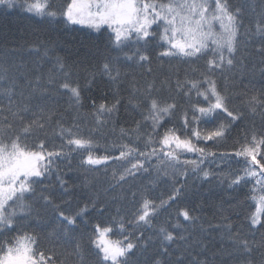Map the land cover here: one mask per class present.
I'll return each instance as SVG.
<instances>
[{"label":"snow or ice","instance_id":"1","mask_svg":"<svg viewBox=\"0 0 264 264\" xmlns=\"http://www.w3.org/2000/svg\"><path fill=\"white\" fill-rule=\"evenodd\" d=\"M264 5V0H261ZM0 6L14 9L21 7L25 12L47 20L50 24L63 21L71 25H87L100 31L102 26L111 30L108 43L117 53H123L125 61H132L139 65H148V73L152 72V57L147 52V46L157 37L162 42L160 58H179L191 62L204 58L206 71L200 72L198 78L185 75L183 79L176 76L174 80L165 78L160 80L159 86L155 79L148 81L142 88L134 82L131 92L126 99L140 115L132 129H121L122 136L143 138L145 148L141 151L134 144L121 143L118 157L110 155H94L99 146L91 135H82L79 125L59 128V135L65 144L59 149L46 147L45 140L38 139L29 144L28 140L38 132H43L52 121L55 112L45 111L37 106L32 111L29 104H16L13 99L20 89L30 91L28 99L35 97L47 98L52 90H62L70 99V107L78 112L82 106L81 85L73 81L71 65L65 58L57 55L58 45L55 41L42 43L40 47H33L39 53L43 48L44 57L54 61L56 75L49 73L45 79L37 74L33 79L24 77L25 84L21 85L10 75L7 67H0V96L8 99L7 111L12 118L4 116V107H0V237L19 228L21 221L39 218L37 202H43L46 208H51L56 214L61 233L66 237L69 232L80 229V223L89 226L85 217L90 212L89 204H84L75 211L66 212L53 198V193L44 185L56 167V161L66 158L73 151L82 150L85 158L83 165L97 166L106 164L110 159L125 160L130 167L119 175L118 182L128 176H135L137 172H147L145 163H150L156 157L155 165L158 173L167 175V169L177 166H191L193 172L202 173L203 178L212 175L202 165L210 157L224 161L231 157L242 158L244 167L233 174L229 180V187L239 186L242 182L254 181V193L251 199L255 201V211L249 217L250 226L264 229V129L245 133L243 140L237 142L232 152H216L201 142L212 141L218 144L227 139L233 125L244 120V112L230 106V97L226 89L218 88L213 74L232 69L236 65L240 37L249 36L245 31L241 18V10L230 7L228 0H70L59 12L53 7L52 0H0ZM260 20L256 23L255 33L264 41V9ZM264 53V44L258 49ZM131 53V54H130ZM90 50L86 49L87 57ZM119 56L105 60L100 65L101 76L108 78L113 84H119L123 75L119 67ZM193 72L198 69L193 68ZM96 73H89L86 87H91L96 80ZM162 90L170 94L168 98L161 96ZM183 97L181 104L176 97ZM113 100L99 104L92 101L93 118L96 130L113 120L118 114L125 98L114 92ZM250 113L258 111L264 113V92L248 96L246 101ZM15 105V108H13ZM186 105V106H185ZM30 114V115H27ZM179 114V127H165L160 129L164 121L172 123ZM215 125L211 129H201V124ZM77 129L74 131L73 129ZM150 129L142 133V129ZM69 148L68 152L64 147ZM195 153L198 160H181L183 153ZM140 157L143 160L139 159ZM135 160V162H132ZM161 165H164L161 168ZM181 175H187L181 172ZM115 177V173H114ZM62 195L71 194V186L59 178ZM181 187H173L167 199L153 200L142 196L131 221L123 217H112L108 222L95 221L91 223L88 233V245L94 253L97 264H209L207 259H201V251L207 248L202 240L191 241L190 234L180 222H193L194 217L187 208L177 209L175 223L168 227L160 226L156 229V241L151 237L145 238L143 229H152L153 223L162 211H168L172 205L178 203L182 195ZM136 193H132L135 197ZM69 203V201H65ZM91 209L103 216L106 209L96 203H91ZM79 221V222H78ZM114 228L123 234V239H113ZM131 228L134 231H128ZM221 229L228 233L232 250L222 254L223 264H228L233 258L239 257L237 264H264V241L250 242L240 233H233L230 223L209 224V230ZM155 244L151 260L141 262L137 255L144 254ZM259 251V260L253 253ZM69 255L76 257L75 264H86V249L78 241ZM0 264H67V257L58 261L54 251L45 252L40 247V238L36 233H21L9 239L0 240Z\"/></svg>","mask_w":264,"mask_h":264},{"label":"trees","instance_id":"2","mask_svg":"<svg viewBox=\"0 0 264 264\" xmlns=\"http://www.w3.org/2000/svg\"><path fill=\"white\" fill-rule=\"evenodd\" d=\"M69 2L70 0H52L53 7L58 12ZM228 2L231 8L241 10L238 2L244 4L245 0H228ZM245 16L241 10L244 24L241 32L247 31L248 37L252 41L246 45L243 41L244 35L240 37L237 53L241 60L239 69L235 65L232 69L226 68L223 73L216 71L213 74L218 88L226 89L228 96L232 99L233 103L231 101L230 106L244 112V120L237 121L233 125L226 140L218 144H214L212 141L201 142V146H206L216 152H232L237 147V142L243 140L245 133L264 129V113L259 111L256 114L250 113L245 103L248 96L264 92V68L262 67L264 53L258 51L264 41L258 36L251 35V30H248L253 26L255 27L253 29L256 30V23L260 19L255 17L249 22L248 18L251 15L246 18ZM110 33L108 29H101L97 32L82 26L66 24L63 21L58 24H50L47 20L42 21L39 17L25 12L19 6L14 9L0 6V67L9 68L10 75L17 79L21 85L25 84L24 77L33 79L37 74L46 79L49 73H52L59 79L60 73L56 70L54 61L51 60V54L45 58L43 51L40 50L37 53L32 50L33 47H40L42 43L55 41L58 45L56 54L64 57L66 62L72 66L71 79L78 82L82 88V106L78 112L70 107L69 96L62 90H52L47 98L34 96L31 99H28L30 90L26 86L23 88V96L19 95L20 89L17 90L16 96L13 97L16 104L27 103L32 111H36L35 102H39L38 104L44 107L45 111L51 109L55 112L46 129L28 140L30 145L38 139H43L46 147L59 149L61 145L65 144L64 139L59 135V128L61 126L69 128L75 123L79 125L78 130L82 135H91L99 145L94 150V155L118 157L121 143L134 144L141 151L150 150L145 148L143 138L136 140L134 136H122L120 131L122 128L126 130L134 128L135 122L141 118L139 113L126 103L133 83L135 82L138 87L142 88L150 80L127 75V77L122 76L117 85L99 74L100 65L105 58H115L113 49L108 43ZM161 43L160 40L151 42L155 47L158 44L159 52L163 50ZM249 46H252L253 50ZM86 49L90 50L87 57L84 55ZM159 52L150 54L152 57L150 66L156 69L167 65L169 73L166 74V78L174 80L176 76H179L183 79L186 74L192 78H198L200 72L206 71L204 58L187 62L179 58H160L158 57ZM120 55L123 57L121 53ZM36 58L39 60L36 61ZM124 62L128 61L120 58L119 67L122 73L130 71L129 65L123 64ZM160 62L164 65L162 66ZM124 67L127 70H124ZM193 68L198 71L193 72ZM92 72L97 74L96 80L91 87H86L89 73ZM117 89L119 95L125 98L119 112L111 122L101 126L97 131L93 118L92 101L95 100L97 104L103 101L110 103ZM160 94L164 98H168L170 95L167 90H162ZM176 99L181 104L184 103L183 97L177 96ZM6 106H9L8 99L0 97V107L5 108L3 115L8 116L11 120L13 118L6 110ZM176 119L172 123L164 121L163 128L174 125L178 127ZM214 126L203 123L200 125L201 129H211ZM146 131H150V129H142V133ZM64 151L68 152L69 148L65 146ZM84 158L83 151L77 150L71 152L66 158L57 160L54 171L40 187L47 186L53 193L55 202L60 204L62 210L66 212L75 211L78 207L89 204L90 212L85 217L89 224L88 227L80 223L78 231L69 232L65 237L55 218L56 214L51 208H46L43 202L38 201L36 207L39 210V218H35L34 214V218L21 221L17 230L0 237V240L9 239L25 232L36 233L40 238V247L45 252L54 251L58 261L67 257V264H75L76 257L69 253L73 252L76 242L79 241L86 249V264H97L95 255L87 243L88 233L91 232V223L95 221L108 222L112 217H123L126 222L131 221L142 196L157 201L167 199L174 186L181 187L183 185L178 203L172 205L168 211H162L155 219L152 229H143L145 238L151 237L153 241H156V229L160 226L168 227L170 224H174L177 209L187 208L197 219L193 222H186L181 217L180 222L186 229V234H190L192 242L199 239L207 244V248L203 251L199 247L194 250L201 252L200 258L207 259L209 264H223L222 254L232 250L228 233L221 229L207 232L202 230V227L208 229L210 223L213 225L230 223L233 233H240L250 242L264 241V229L259 227L253 229L249 223V217L255 209V201L251 199V196L255 194L253 191L254 181L249 180L246 184L242 182L239 186L229 187L231 176L245 166L242 158L231 157L224 161L215 158L214 162V158L210 157L202 165L212 173L205 179L202 173L193 172L191 166L169 168L167 175L162 172L158 173L155 167L158 160L156 157H152L150 163H145V167L149 169L147 172H137L135 176H128L121 182H118V178L125 168L130 167L128 161L110 159L106 164L87 166L81 163ZM180 158L181 160L199 159L197 154L187 152L183 153ZM139 159L143 160L142 157ZM163 167L164 165H161V168ZM181 172H186L187 175H181ZM58 177L71 186L70 195L61 194L62 189ZM132 193H136L135 197L132 196ZM65 201H69V203H65ZM93 202L106 209L103 216L91 209ZM128 231L134 230L129 228ZM112 238L123 239V234L114 228ZM154 247L155 244L144 256L138 254L137 259L141 262L151 260ZM253 255L259 260V251H254ZM238 259L239 257L233 258L228 264H237Z\"/></svg>","mask_w":264,"mask_h":264},{"label":"bare ground","instance_id":"3","mask_svg":"<svg viewBox=\"0 0 264 264\" xmlns=\"http://www.w3.org/2000/svg\"><path fill=\"white\" fill-rule=\"evenodd\" d=\"M245 4V5H244ZM244 4L242 3V2H238V6L241 8V10L245 13V18L246 17H248V16H250L251 15V17H249L248 18V21L249 22H251L255 17H257V18H259L260 19V13H261V11H262V9H264V5H262V3H261V0H245V2H244ZM249 9V10H248ZM251 10V11H250ZM79 26V25H78ZM253 28H255L254 26L253 27H251L250 29H248V30H251V33H255V30L253 29ZM155 40H159V38L157 37L156 39H154L153 41H155ZM244 43L247 45L248 43H250L252 40H251V38L250 37H245L244 36ZM151 44V43H150ZM148 45L147 46V52H148V54L150 55V54H153V53H156V52H159V49H158V44H156L157 45V47H155V46H152V44L151 45ZM250 47V49L251 50H253V47L252 46H249ZM43 48L41 47L40 48V50L41 51H43L42 50ZM161 51V50H160ZM112 52H113V54H114V56L115 57H117V56H119V58H121V59H123V57L120 55V53H117L116 51H114V50H112ZM122 55H123V53H121ZM131 54V53H130ZM239 54H237V59H236V65H237V67H238V69H239V66H240V59H239ZM39 59L38 58H36V61H38ZM161 60V59H160ZM30 62V61H29ZM123 64H125V65H129V70L130 71H126L125 73H126V75H123V76H125V77H127V75L128 76H131V77H137V78H140V79H142V78H146V79H148V80H153V79H155L156 80V82H157V85L159 86V82H160V80H162V79H165L166 78V74H168L169 73V71H167V65H165L164 67H160V68H156V69H154V68H152V72L151 73H148V71H147V65H139V64H135V63H133L132 61H128V62H124ZM160 64H162V66L164 65V63H161L160 62ZM262 67L264 68V62H262ZM161 69V70H160ZM124 70H127L125 67H124ZM159 76V77H158ZM47 78V77H46ZM165 91V90H164ZM0 97H3V96H0ZM63 99H64V97H63ZM67 101V100H66ZM230 101H232V99H230ZM39 103V102H38ZM38 103H36L35 102V104L38 106H41L40 104H38ZM232 103H233V101H232ZM186 106V105H185ZM7 106H6V110H7ZM177 117H179V114H177ZM176 123L179 125V118H177L176 119ZM179 127V126H178ZM160 131L161 132H163L164 131V128L163 127H161V129H160ZM87 132H89V131H87ZM256 203V202H255ZM254 211H255V209H254Z\"/></svg>","mask_w":264,"mask_h":264},{"label":"rangeland","instance_id":"4","mask_svg":"<svg viewBox=\"0 0 264 264\" xmlns=\"http://www.w3.org/2000/svg\"><path fill=\"white\" fill-rule=\"evenodd\" d=\"M79 26L88 27L87 25H79ZM88 28H90V27H88ZM102 28H107V26H102ZM91 29H93V28H91ZM110 32H111V30H110Z\"/></svg>","mask_w":264,"mask_h":264}]
</instances>
